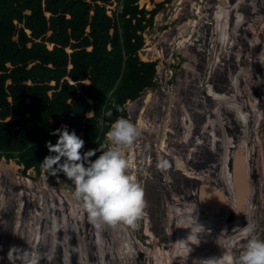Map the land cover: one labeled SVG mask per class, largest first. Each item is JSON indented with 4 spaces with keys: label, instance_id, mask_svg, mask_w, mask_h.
I'll list each match as a JSON object with an SVG mask.
<instances>
[{
    "label": "rangeland",
    "instance_id": "obj_1",
    "mask_svg": "<svg viewBox=\"0 0 264 264\" xmlns=\"http://www.w3.org/2000/svg\"><path fill=\"white\" fill-rule=\"evenodd\" d=\"M86 3L89 16L82 37H87L97 1L86 0ZM137 3L138 8L143 7L146 11L157 8L152 25L141 34L143 45L138 52L141 61L155 63L154 85L142 91L139 96L142 100L126 102V119L137 126L138 109L141 107L144 109V118L148 120L146 129L149 122L154 126L157 121L160 124L167 112L168 117L163 122L171 124V131L168 133H153L142 129L135 142L124 149L126 156H129L128 148H136L131 154L132 160H136L135 165L133 164V168L129 167L127 174L143 189L146 201L143 215L137 220L134 229L122 224L97 228L89 221L82 202L74 198L71 181L64 175H47L44 169L37 172L33 167L25 168L14 159L1 156L0 197L3 209L0 211V264H29L37 253L41 257L40 264H170L171 261L174 264H194L198 263L196 260L206 264L207 259L218 258L226 251L223 245V249L216 248L211 253L209 243L213 242L215 235L207 222L214 219L215 229L222 227L223 230L220 228L218 235L227 237L239 222L235 210L241 211V223L244 222L236 230L239 233L225 240L233 247V256H238L246 243L245 235L242 238L239 235L243 233L244 226H248L247 219L254 226V234L259 239H264V51L256 50L253 53L250 44L249 47L243 45L245 48H238V53L235 50L227 52L219 49V46H227L228 40L234 41V48L237 45L240 47L239 43L243 42V38H251L252 34H261L264 39V0H137ZM229 4L231 6L225 11V5ZM213 5L215 16L211 11ZM26 9H22L24 14L29 12V8ZM118 10L120 6L117 0H111V4L106 5V13L111 17L113 27L116 26L114 17ZM229 11L232 12L231 15ZM58 15L59 13L53 16L55 22ZM230 16V27H224L225 20ZM221 19L223 23L220 24ZM185 21H192L191 25L185 26ZM237 23L241 26L238 31ZM80 29L81 27H76L75 31ZM67 31L71 34L70 30ZM49 33L50 30L44 37ZM109 33L113 34V28ZM210 33L211 38L208 36ZM39 40L30 39L26 46ZM43 42L48 49L51 47L50 43ZM72 42L75 40L71 39L70 43ZM90 47L88 41L86 49L89 50ZM108 47L111 45L108 44ZM66 50L71 54L72 49ZM215 52L217 59L213 58ZM244 53H247V60H255L256 65L262 63L263 67L260 66L252 74L251 68L247 67L248 61L243 68H239V62L235 61V64L234 60H239ZM203 59L205 62L201 63ZM35 63L37 60H32L26 67ZM205 63L208 67L203 70L201 78L199 72L196 77L191 74L192 71L188 73V69L191 70L193 66L201 68V64ZM79 66L69 62L67 69ZM5 67L9 68L11 65L6 64ZM86 69L87 76L74 81L75 85L89 83L90 68ZM242 70L246 77L250 75L246 85ZM62 77L70 81L67 75ZM204 77H210V82L204 86L208 90L205 93L201 83ZM218 79L222 82L217 81ZM213 83L219 86L220 91L225 89L229 94L228 100L221 99L219 103L214 101L220 98L215 96L217 92ZM242 84L250 89L254 88L250 92L255 94L248 95L244 87L240 88ZM50 85L53 89L48 92L49 96L58 89L55 81H51ZM255 85L259 87L256 88ZM239 89L243 93H239ZM193 92H197V95ZM78 93L86 96L85 91L79 90ZM105 96L102 94L101 98ZM254 99H257V105ZM87 100L94 112V101L91 98ZM74 102L75 99L68 100V103ZM209 102L213 105L209 106ZM235 102L243 104L244 111L248 113L246 124H242L230 111L229 106ZM219 106L222 108H218ZM198 108L201 112H198ZM21 114L28 115L23 110ZM91 115L90 113L89 116ZM195 115L201 126L193 124ZM230 118L233 119L232 122ZM5 120L11 122L12 119L7 117ZM214 126L219 127L218 132ZM81 127L85 129V126ZM194 128L197 133L192 134L190 131ZM46 132L44 136L47 137ZM162 161L167 162L166 168L159 167ZM237 174L242 175L247 188L243 202ZM30 187L35 190V195L28 191ZM33 196L40 202L35 200L36 204L31 205L30 198L33 199ZM26 200L28 205H25ZM211 205L214 210L209 208ZM28 213L31 216L24 219ZM22 220L25 221L23 225ZM27 220L32 221L29 226L26 225ZM142 221L147 223V229L143 228ZM195 221L203 229L197 234V239H193L196 233L192 230V225ZM23 227H29L27 232ZM166 232L171 233L168 238ZM13 234L21 240H27L24 243L15 242L14 238L11 240L10 235ZM204 237L209 239L206 245ZM181 240L185 241L180 242ZM12 248L19 252L14 253L16 256L10 262L8 257Z\"/></svg>",
    "mask_w": 264,
    "mask_h": 264
},
{
    "label": "trees",
    "instance_id": "obj_2",
    "mask_svg": "<svg viewBox=\"0 0 264 264\" xmlns=\"http://www.w3.org/2000/svg\"><path fill=\"white\" fill-rule=\"evenodd\" d=\"M94 1L102 4H95L87 37H82L89 16L86 0H0V157L14 159L39 172L43 159L50 155L46 142L56 143L58 135L51 133L61 125L84 140L81 154L99 148L107 144L105 133L109 125L119 117L126 118L125 102L154 85L155 63L141 61L138 52L143 45L141 34L152 25L157 8L146 11L138 8L137 0H117L120 10L115 14L113 27L106 13L111 0ZM25 7L29 8L28 14H23ZM44 12L52 16L48 19ZM57 13L55 22L53 16ZM76 27L81 29L76 32ZM49 29L52 32L44 37ZM30 39L40 40L28 47ZM71 39L76 43H70ZM43 41L53 44L52 48L48 49ZM88 41L90 50L86 49ZM66 47L72 49L71 54L65 51ZM32 60L37 63L26 67ZM69 62L80 66L68 70ZM88 67L89 83L75 85L74 81L87 76ZM51 81L57 83L58 89L49 96ZM79 90L85 91L86 96ZM102 94L106 96L101 98ZM87 98L94 101L93 117H85L88 108L87 113L92 112ZM69 99L75 102L68 103ZM22 110L28 115H22ZM109 110L112 115L105 116ZM7 117L11 122L5 120ZM101 118L103 126L98 124ZM80 130L84 132L82 136L78 134Z\"/></svg>",
    "mask_w": 264,
    "mask_h": 264
},
{
    "label": "clouds",
    "instance_id": "obj_3",
    "mask_svg": "<svg viewBox=\"0 0 264 264\" xmlns=\"http://www.w3.org/2000/svg\"><path fill=\"white\" fill-rule=\"evenodd\" d=\"M229 107L242 124L247 123L248 113L244 111L243 104L235 102ZM90 113L95 115L94 112ZM104 115L110 117L112 112L106 111ZM98 124L103 126V118L98 120ZM140 134L141 130L135 124L120 117L111 123L106 133L109 144H102L99 148L81 154L84 140L74 131H68L67 126H62L51 133L58 135L56 143L46 142L50 155L43 159L41 167L50 175L63 173L71 181L74 198L82 202L89 221L97 228L122 224L134 229L137 220L143 215L146 201L143 189L127 174L130 162L124 149L131 146ZM97 152L100 153L98 156ZM93 156L96 158L90 159ZM159 167L166 168L167 162L162 161ZM192 230L196 233L193 239H197V234L203 229L195 221ZM243 232L247 239L238 256H233L229 244L222 256L209 258L206 264H264V239L254 234L255 229L251 224ZM185 246L188 247L186 243ZM18 252L16 248L11 249L8 257L10 262L16 256L14 253ZM40 259L37 253L29 264H40Z\"/></svg>",
    "mask_w": 264,
    "mask_h": 264
},
{
    "label": "bare ground",
    "instance_id": "obj_4",
    "mask_svg": "<svg viewBox=\"0 0 264 264\" xmlns=\"http://www.w3.org/2000/svg\"><path fill=\"white\" fill-rule=\"evenodd\" d=\"M225 4H226V2H225ZM218 6V5H217ZM231 5L229 4V6H227V5H225V7H224V10L225 11H227L228 10V7H230ZM243 7V6H242ZM241 7V8H242ZM240 8V9H241ZM223 9V8H222ZM232 9V8H231ZM238 9H239V7L237 8V11H238ZM214 10H215V7H214V5L212 6V9H211V11H212V13H213V15L215 16V12H214ZM216 11H218V10H216ZM220 13H222V12H220ZM229 13H230V11H229ZM232 14V12L230 13V15ZM210 15V14H209ZM227 15V14H226ZM221 17V16H220ZM215 18V17H214ZM255 18V17H254ZM240 19V18H239ZM256 19V18H255ZM255 19H253V20H255ZM236 21V20H235ZM192 22V21H191ZM191 22L189 21H185L184 22V25L186 26H189V25H191ZM215 22V21H214ZM232 22V16H230L229 17V19H227V20H225V23L223 24V26L224 27H230V24L229 23H231ZM221 23H223L222 22V19L220 20V24ZM226 23H228L227 25H226ZM226 25V26H225ZM232 27V26H231ZM237 27L239 28V27H241L240 26V24H238L237 23ZM213 28V27H212ZM211 28V29H212ZM177 29H179V27H177ZM176 34V33H175ZM210 35H211V33L208 35L209 37H210ZM222 35V34H221ZM212 36V35H211ZM255 38L256 40H258L257 42H256V40H255V42L253 41V38ZM252 37L251 38H247V36L245 37V38H243V42L240 44L239 43V45H240V47L237 45V44H235V45H237L235 48H234V41H231L230 42V40H228L227 42H226V45L227 46H225V47H220L219 46V49H223V50H225V51H227V52H229V51H233V50H235V52L236 53H238L240 50L238 49V48H241V49H243V47L245 48V46L247 45L248 46V44H250L251 45V47H250V49L252 50V52L254 53V51H256V50H259V51H264V39L261 37V34H257V35H254V34H252ZM211 38V37H210ZM184 39V38H183ZM183 41V40H182ZM181 41V42H182ZM184 41H186V40H184ZM223 43V42H222ZM225 43V42H224ZM245 43V44H244ZM256 43V44H255ZM220 44V43H219ZM243 45H245V46H243ZM197 46V45H196ZM215 46H217V45H215ZM255 46V47H254ZM200 47V46H199ZM249 47V46H248ZM216 48V47H215ZM227 48V49H226ZM261 49V50H260ZM214 50V49H213ZM216 51H217V48L215 49ZM243 51V50H242ZM249 50H246V52H248ZM252 52L251 53H249V56H251V54H252ZM246 54L247 53H244L241 57H240V59L239 60H234V63L235 64H237L235 61H238L239 62V68H240V66L243 68L245 65H246V63L248 64V61H249V59L247 60L246 59ZM218 55V54H217ZM227 56H229V54L227 55ZM233 56H235V55H233ZM233 56H230V58H232ZM163 57V56H162ZM191 57V56H190ZM189 57V58H190ZM217 56H216V52H215V56L213 57L214 59H217L216 58ZM239 57V56H238ZM253 57V56H252ZM221 58V57H220ZM227 59V58H226ZM252 60V59H251ZM199 60H197V62H196V65H197V67H198V62ZM253 61V60H252ZM192 62V61H191ZM203 62H205V59H203V60H201V63H203ZM228 62V61H227ZM252 62L251 61H249V66H247V67H250L251 68V73L253 74V72H255V70L256 69H258L261 65H262V63L260 64H257L256 65V62H254V65L253 64H251ZM227 64V63H226ZM212 66V65H211ZM230 66V65H229ZM208 67V66H207ZM206 67V63H205V65L204 64H201V68H200V66H199V68H195L194 66L192 67V69L190 70V69H188V73L189 72H191V74L193 73L194 74V76L196 77L197 76V74H198V72L200 73V78H201V75L203 74V70L204 69H206L207 68ZM261 67H263V66H261ZM262 69V68H261ZM245 70V69H244ZM244 70H242L241 72L243 73V79L245 80V82H244V84L246 85V82H248L249 83V81H248V77L250 76L249 74H248V72H247V74H248V76L246 77V75H245V71ZM262 72H264V67H263V70H262ZM237 74V73H236ZM207 75H209V74H207ZM211 75V74H210ZM187 77V76H186ZM225 77H226V75H225ZM210 77H204V80H202L201 79V83L203 84H201L202 85V87H203V91H204V93H205V91H208L207 89H205L204 88V86H206V84L208 85V83L210 82V79H209ZM224 78V77H223ZM257 79V78H256ZM196 80H197V78H196ZM221 79H218L217 81H220ZM220 82H222V80L220 81ZM229 82V81H228ZM247 83V84H248ZM244 84H242V86L240 87V88H242V87H244L245 88V90H246V92H247V94L249 95H252V93L253 94H255L254 92H252L253 90H254V88L252 89H250L248 86L246 87ZM213 85V87L215 86L216 88V95L215 96H217V97H219L220 99H218V100H214L216 103H219V101L221 100V99H224V100H228V98H227V95H229L227 92H225V89H224V91H220V89H218V87L219 86H216L215 85V83H213L212 84ZM220 85V84H219ZM210 86V85H209ZM257 86L258 85H255V87L257 88ZM259 87V86H258ZM250 90H252L251 92H250ZM213 91V90H212ZM224 92V93H223ZM240 92H242V91H240V89H239V93ZM243 93V92H242ZM150 94V93H149ZM193 94L196 96L197 95V92H193ZM215 94V93H214ZM245 94V93H244ZM212 95V94H211ZM243 95V94H242ZM149 96V95H148ZM193 97V96H192ZM251 97V96H250ZM170 98V97H169ZM238 98H239V96H238ZM250 99V98H249ZM253 99V98H252ZM241 100H242V98H241ZM256 100V101H255ZM213 101V102H214ZM248 101V100H247ZM250 101V100H249ZM253 101H255V105H257V99H254ZM224 102V101H223ZM131 103V102H130ZM202 103H203V101L200 103V105L199 106H201L202 105ZM145 105V104H144ZM211 105H213V104H211L210 102H209V106H211ZM248 105V104H247ZM215 106V105H214ZM168 107V106H167ZM247 107V106H246ZM218 108H222L221 106H219ZM212 109V108H211ZM140 110V111H139ZM198 110V112H201V110H200V108H198L197 109ZM138 111H139V114H138V119H137V117H136V119H137V127L140 129V130H142V129H144V130H147V131H150V132H153V133H168V131L170 130L171 131V129H170V125L171 124H169V125H167V124H164V122L163 121H165L166 119H167V117H168V112L166 113V116H165V118H164V120L163 121H161L160 122V124H157L158 123V121H157V123L155 124V126L154 125H152V122H149V125H148V127H147V129H146V121H148V120H146L145 118H144V109H142L141 107H139V109H138ZM221 111V110H220ZM189 112V111H188ZM212 112V111H211ZM214 112V111H213ZM215 113H217L216 111H215ZM229 114H231V112H229ZM165 115V114H164ZM190 115V114H189ZM194 115V114H193ZM232 115V114H231ZM233 116V115H232ZM260 116V115H259ZM159 117V116H158ZM208 118V117H207ZM185 119V118H184ZM198 118H197V116L195 115V117H193V120H195V122L193 123V124H197L198 126H201V122H199V121H196ZM231 119V118H230ZM229 119V120H230ZM233 119H234V117H233ZM233 119H231L230 120V122H232V120ZM260 119V118H259ZM211 120V119H210ZM256 120V119H255ZM133 122H135V121H133ZM198 122V123H197ZM233 125V124H232ZM242 126V125H241ZM181 127V126H180ZM214 128H215V126H214ZM199 129V128H198ZM216 130H217V132L219 131V127L218 128H215ZM200 130V129H199ZM210 130V129H209ZM216 130H214V131H216ZM233 130H234V128H233ZM247 130V129H246ZM192 134L193 133H197V130L194 128V129H192L191 131H190ZM245 132H247V131H245ZM243 136V135H242ZM181 140V139H180ZM252 147V146H251ZM129 149V156H127V158H128V160H129V162H130V166H131V168H133V166L135 165L134 164V162L136 161L135 159L134 160H132L133 159V156L131 155L135 150H136V148H134V147H130V148H128ZM208 157V156H207ZM203 160H204V157H203ZM134 164V165H133ZM250 183V182H249ZM252 183V182H251ZM28 184H30L29 182H28ZM20 185H22V184H20ZM24 185V184H23ZM26 187V186H25ZM24 187V188H25ZM28 187V186H27ZM40 189V188H39ZM28 191L30 192H32L33 193V195H35V190L33 189V187H30V188H28ZM28 192V193H29ZM167 193V192H166ZM5 194V193H4ZM17 194H21V193H17ZM38 194V193H37ZM1 195V194H0ZM27 195V194H26ZM40 196V195H39ZM42 196V195H41ZM18 197V196H17ZM25 198H26V196H25ZM28 198V197H27ZM31 198H32V196H31ZM30 198V200H32L31 202H32V204L31 205H33V203H35L36 204V202L38 201L37 199H36V196L34 197L33 196V199H31ZM20 200H21V198H19ZM29 200V201H30ZM35 200H37V201H35ZM172 200L173 201H176V199H174L173 197H172ZM27 201L28 200H26L25 201V205L27 204ZM5 202V201H4ZM31 202H29V203H31ZM38 202H40V200L38 201ZM8 203V202H7ZM1 205H3V200L1 199V197H0V211H1V209H3L2 207H1ZM5 205V204H4ZM28 205V204H27ZM233 205V204H232ZM22 206V205H21ZM26 207V206H25ZM36 207V206H35ZM37 207H38V205H37ZM15 208H16V206H15ZM32 208V207H31ZM210 209H213L214 210V208H213V206L211 205L210 207H209ZM230 208V207H229ZM22 210H25V209H22ZM233 210V209H232ZM33 211V210H32ZM28 212H30V210L28 211ZM238 212H239V215H237L238 214ZM238 212H237V210H235V215L237 216V220H239V222H237L238 224H237V226H236V228L235 229H231L232 231H230V235H228L227 237H220V235H218V232L220 231V228H221V231H223L222 230V227H220V228H218V226H217V228L218 229H215V227H214V222L213 221H215L214 219H212L210 222H207V224L209 225V227H210V229H212L213 231H214V235H215V237L213 238V242H211V243H209V246H210V250H211V253L216 249V248H222L223 249V245L225 246V248L224 249H227V246H228V244L229 243H227V242H225V240H226V238H228V237H230V236H233L234 237V234L235 233H239V232H236V230L238 229V227L239 228H241L242 227V225H243V222L241 223V220H242V215L240 214V212L241 211H239L238 210ZM2 213V212H1ZM35 213H37V212H35ZM167 213V212H166ZM22 214H25V213H23L22 212ZM186 215V214H185ZM18 216V215H17ZM31 215H30V213H28L27 214V216L26 217H24V219L26 218V219H28V217H30ZM182 216V215H181ZM187 216V215H186ZM238 216L240 217V218H238ZM225 217V216H224ZM18 218H20L19 216H18ZM3 219V218H2ZM5 219V218H4ZM235 219V218H234ZM247 218H244V220H246ZM143 220H145V219H143ZM225 220V219H224ZM12 221V220H11ZM31 221V220H30ZM30 221L29 220H27V224L26 225H28L29 226V224H30ZM35 221V219H33V222ZM23 222H25L24 220H22L21 221V224L23 225ZM216 222H218V221H216ZM246 222H247V225H249L250 223H251V220H246ZM11 223V222H10ZM31 223H32V221H31ZM189 224L191 223V221L190 222H188ZM228 223V222H227ZM19 224V223H18ZM142 224H143V228L144 229H147V223L146 222H144V221H142ZM226 224V223H225ZM231 224V223H230ZM25 225V224H24ZM187 225V224H186ZM227 225V224H226ZM244 225H246V223H244ZM188 226V225H187ZM232 226L234 227V225L232 224ZM26 227V226H25ZM25 227H23V230H25L26 232H27V230H28V228L29 227H27V228H25ZM36 227V226H35ZM107 227V226H106ZM105 227V228H106ZM190 227V226H189ZM244 227H247V226H244ZM32 228V227H31ZM104 228V229H105ZM40 229V228H39ZM102 229V228H101ZM167 229V228H166ZM225 229V228H224ZM9 230V229H8ZM11 230V229H10ZM22 230V231H23ZM114 230V229H113ZM117 230H119V229H117ZM241 230V229H240ZM150 231V230H149ZM194 231V230H193ZM216 231V232H215ZM235 231V232H234ZM9 232V231H8ZM146 233H148L147 231H145ZM165 232V231H164ZM225 232V231H224ZM10 233V232H9ZM67 233V232H66ZM166 233H168L167 235V238L169 237V235H171V233H169V232H166ZM222 233V232H221ZM229 234V233H228ZM243 234H244V232L243 233H240V238H242L243 237ZM29 235V234H28ZM114 235V234H113ZM116 235V234H115ZM11 236V240L14 238V241L16 242V241H18V242H23L24 243V241H26L27 240V238H23V239H25V240H21V238L19 239L18 238V236L16 235V236H14V234L13 235H10ZM20 236V235H19ZM222 236H223V234H222ZM36 237V236H35ZM109 237V236H108ZM113 237V236H112ZM236 237V236H235ZM238 237V236H237ZM118 238V237H117ZM116 238V239H117ZM29 239V238H28ZM62 239V238H61ZM114 240H115V237L113 238ZM32 239H30V241H31ZM208 240L209 239H207V238H205L204 237V244L206 243V242H208ZM118 241H119V239H118ZM36 242V241H35ZM34 242V243H35ZM168 243V242H167ZM130 244V243H129ZM169 244V243H168ZM22 245V244H21ZM206 245V244H205ZM233 248V247H232ZM204 249H208V247H204ZM198 261V263H194V264H201L200 262H199V260H196V262ZM163 262V261H162ZM189 263V262H188ZM170 264H174V263H172V261L170 262ZM190 264V263H189Z\"/></svg>",
    "mask_w": 264,
    "mask_h": 264
},
{
    "label": "crops",
    "instance_id": "obj_5",
    "mask_svg": "<svg viewBox=\"0 0 264 264\" xmlns=\"http://www.w3.org/2000/svg\"><path fill=\"white\" fill-rule=\"evenodd\" d=\"M41 1H42V0H41ZM97 3L102 4L101 1H99V2L97 1ZM137 4H138V3H137ZM44 5H45V2H42V7H43V8H44ZM118 5H119V3H118ZM119 6H120V5H119ZM141 8H143V7H141ZM26 10H28V8H27ZM151 10H152V9H151ZM28 11H29V10H28ZM118 11H119V10H118ZM149 11H150V10H149ZM29 12H30V11H29ZM29 12H28V13H29ZM28 13H26V14H28ZM23 14H24V13H23ZM44 15H45V16H46V15H49L50 17L52 16L51 13H49V12H44ZM65 15H68V14H64V16H65ZM147 15L149 16V14H147ZM92 16H93V15H92ZM92 16H91V17H92ZM46 17H47V16H46ZM50 17H49V18H50ZM47 18H48V17H47ZM49 18H48V19H49ZM68 18H69V15H68ZM114 19H115V18H114ZM21 26H23V25L21 24ZM112 28H113V27H112ZM25 29H26V31H28L27 28H25ZM49 30H50V29H49ZM110 30H111V29H110ZM236 30L238 31L239 28H237ZM51 32H52V30H50V33H51ZM27 33H29V32H27ZM50 33H49V34H50ZM110 34H111V33H110ZM52 46H53V44H51V47H50L49 49H51ZM66 48H70V47H66ZM66 48H65V51H66ZM107 48H108L109 50L111 49V47H108V45H107ZM70 49H71V48H70ZM90 49H91V47H90ZM90 49H89V50H90ZM260 50H261V49H260ZM66 52H67V51H66ZM67 53H68V52H67ZM71 53H72V52H71ZM254 62H255V60H253L251 64L254 65ZM70 81H71V80H70ZM71 82H72V81H71ZM137 98H138V97H137ZM137 98H136V99H137ZM126 102H127V101H126ZM126 102H125V104H126ZM125 104H124V108H125V110H126ZM88 109H89V108H88ZM88 109H87V111H88ZM93 110H94V109H93ZM87 111H86V113H85V117H93V116H94V115L89 116V114H87ZM126 111H127V110H126ZM119 118H120V117H119ZM50 120H51V119H50ZM110 125H111V124H110ZM61 126H65V125H61ZM83 126H85V125H83ZM85 127H86V126H85ZM82 128H83V127H82ZM82 131H83V130H80V131L78 132L79 136H82V135H83V134H80V132H82ZM83 133H84V132H83ZM106 133H107V132H106ZM106 133H105V136H106Z\"/></svg>",
    "mask_w": 264,
    "mask_h": 264
},
{
    "label": "water",
    "instance_id": "obj_6",
    "mask_svg": "<svg viewBox=\"0 0 264 264\" xmlns=\"http://www.w3.org/2000/svg\"><path fill=\"white\" fill-rule=\"evenodd\" d=\"M141 100V97H138L137 99H135V101H140ZM237 182L239 184V187L241 189V193H242V196H241V200L243 202V200L245 199L246 197V191H247V188H246V184L243 180V177L242 175H238L237 174Z\"/></svg>",
    "mask_w": 264,
    "mask_h": 264
},
{
    "label": "flooded vegetation",
    "instance_id": "obj_7",
    "mask_svg": "<svg viewBox=\"0 0 264 264\" xmlns=\"http://www.w3.org/2000/svg\"><path fill=\"white\" fill-rule=\"evenodd\" d=\"M143 98H141V100H142Z\"/></svg>",
    "mask_w": 264,
    "mask_h": 264
}]
</instances>
